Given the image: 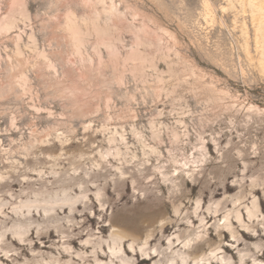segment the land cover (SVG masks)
Masks as SVG:
<instances>
[{
  "label": "rangeland",
  "instance_id": "obj_1",
  "mask_svg": "<svg viewBox=\"0 0 264 264\" xmlns=\"http://www.w3.org/2000/svg\"><path fill=\"white\" fill-rule=\"evenodd\" d=\"M256 28L244 0H0V264L136 263L142 246L147 264H264ZM63 194L73 212L43 213Z\"/></svg>",
  "mask_w": 264,
  "mask_h": 264
},
{
  "label": "bare ground",
  "instance_id": "obj_2",
  "mask_svg": "<svg viewBox=\"0 0 264 264\" xmlns=\"http://www.w3.org/2000/svg\"><path fill=\"white\" fill-rule=\"evenodd\" d=\"M244 1H247L248 2V5H249V7H251V12H252V14H253V23H255L256 24V26H257V28H256V39H257V44H258V46H260V53L263 55L264 54V0H244ZM246 4V3H245ZM245 6V5H244ZM246 7V6H245ZM99 15L100 14H95V16L96 17H99ZM104 15L106 16V18L108 17V16H110L111 15V12H104ZM94 16V17H95ZM75 26L76 25H73V24H68L67 25V29L71 32V39H73V47H74V51H76L77 53H79L80 52V49H81V47L83 46V42H82V39H81V36L80 35H82V32H81V34L77 31V29L75 28ZM254 26V25H253ZM6 27H9V26H6ZM246 28V27H245ZM97 30L99 29V30H101L100 28H96ZM142 29H144V27H142ZM242 30H245V29H242ZM94 32H96V31H94ZM99 32V31H98ZM137 33V32H136ZM98 34V33H97ZM108 44V43H107ZM105 47V46H104ZM107 48L108 49H111L112 47L111 46H107ZM107 50V49H106ZM245 50V49H244ZM258 51V50H257ZM109 52L111 53V54H113V52H112V50H109ZM133 53V52H132ZM135 53V52H134ZM116 54V53H115ZM259 54V53H258ZM129 55V54H128ZM133 55H137V54H133ZM261 56V55H260ZM131 57V56H130ZM132 57H134V56H132ZM136 57V56H135ZM249 58H250V56H249ZM262 58V57H261ZM131 59H136V58H131ZM141 59V58H140ZM139 59V60H140ZM259 59H260V57H259ZM252 60V59H251ZM250 60V61H251ZM263 60V59H262ZM262 60H260V62H264V61H262ZM136 61V60H135ZM134 61V62H135ZM141 61V60H140ZM259 61V60H258ZM252 62V61H251ZM135 68V67H134ZM133 68V69H134ZM262 70H264V68L262 67ZM110 139V138H109ZM123 139V138H122ZM117 154V156L119 155V153L117 152L116 153ZM106 155H108V153L106 154ZM134 157H136V156H134ZM120 158V157H119ZM132 159V158H131ZM134 159V158H133ZM121 161V160H120ZM137 167V166H136ZM54 175H56V174H54ZM41 176V175H40ZM54 177V176H53ZM27 178V177H26ZM58 179V178H57ZM71 179V178H70ZM72 180V179H71ZM57 181V180H56ZM65 181V180H64ZM60 182H62V181H60ZM74 182V181H73ZM79 182V181H78ZM28 183H29V181H28ZM123 183V182H122ZM66 184V183H65ZM70 184V183H69ZM68 184V185H69ZM73 184V183H72ZM83 184V183H82ZM84 184H85V182H84ZM83 184V185H84ZM65 186V185H64ZM73 186V185H72ZM4 187V186H3ZM70 187V186H69ZM81 187V186H80ZM79 188V187H78ZM84 188V187H83ZM86 188V187H85ZM67 189V188H66ZM82 190V189H81ZM88 190L86 189H83V193H85L86 194V192H87ZM90 191V190H89ZM97 191V190H96ZM68 192V191H67ZM65 190L63 191V193H67ZM98 192H99V190H98ZM97 192V193H98ZM97 193H95V194H97ZM100 193V192H99ZM99 193H98V197H99ZM81 194V193H80ZM119 194V193H118ZM117 194V195H118ZM144 194V193H143ZM61 195H62V193H61ZM64 195V194H63ZM70 195V194H69ZM87 195V194H86ZM85 195V196H86ZM102 195V194H101ZM242 195V194H241ZM240 195V196H241ZM55 196H58V195H55ZM60 196V195H59ZM75 196V195H74ZM80 196V195H79ZM82 196V195H81ZM85 196H82V198L84 199L85 198ZM239 196V197H240ZM62 197V196H61ZM50 198V197H49ZM87 198V197H86ZM97 198V197H96ZM99 199V198H98ZM97 199V200H98ZM44 200V199H43ZM48 199H46V202L47 203H49V208H44L43 209V213H47V214H49L48 212L49 211H51V210H53V208L56 206V205H60V206H62V205H68L69 206V208L72 210H74V208H75V206L77 205V202H78V199L76 198V196L75 197H71V196H68L67 194H65L64 195V197H62V198H55V199H53V200H51V201H47ZM239 200V199H238ZM42 201V200H41ZM99 201V200H98ZM28 202V201H27ZM99 202H101V200L99 201ZM28 204V203H27ZM40 204V203H39ZM42 204H44V203H42ZM83 204V203H82ZM34 205V203L32 204V206ZM38 205V204H37ZM36 205V206H37ZM103 205V204H102ZM102 205L100 206V207H102ZM252 205V208L254 207V210H255V206H257V205H255L254 203H252L251 204ZM26 206H29V204L28 205H26ZM35 206V205H34ZM40 206V205H39ZM38 206V207H39ZM41 206H44V205H41ZM45 206H47L46 204H45ZM21 207V206H20ZM30 207V206H29ZM37 207V208H38ZM21 208H24V206H22ZM33 208V207H32ZM36 208V207H35ZM62 208V207H61ZM85 208H86V206H85ZM17 209V208H16ZM88 209V208H87ZM90 209V208H89ZM92 209V208H91ZM249 208H247L246 207V210H248ZM21 210V209H20ZM19 210V211H20ZM42 210V209H41ZM73 210H72V212H73ZM252 210V209H251ZM17 211V210H16ZM54 211V210H53ZM83 211V210H82ZM101 211V210H100ZM253 211V210H252ZM252 211H248L247 213H248V216L249 217H253L254 215H252ZM76 214V213H75ZM81 216V215H80ZM83 216V215H82ZM228 217V216H227ZM65 218V217H64ZM150 218V217H149ZM153 218V217H152ZM236 220H238V221H241L240 220V214L239 215H236ZM71 222H72V220H71ZM76 222V221H75ZM74 222V223H75ZM109 222H111L110 221V219H109ZM150 222V221H149ZM242 222V221H241ZM83 223V222H82ZM108 223V222H107ZM116 223V222H115ZM148 223V222H147ZM80 224V223H79ZM76 225V224H75ZM74 225V226H75ZM225 225V224H224ZM76 226H78V225H76ZM26 227H28V226H26ZM225 227V226H224ZM226 227L228 228V229H230V227H231V225H230V222H228V219H226ZM82 228V227H81ZM112 228V227H111ZM150 228V227H149ZM77 229V228H76ZM130 230V229H129ZM129 230H128V232H129ZM137 229H135V231H136ZM132 231H134V230H131V232ZM130 232V235L132 234ZM148 232H150V231H148ZM230 232H231V234H232V237H235L234 236V234H235V230L233 231V229H230ZM25 233V232H24ZM138 232H136L135 233V235L137 234ZM21 234H23V232H21ZM146 234V233H145ZM16 235H18V237L20 236V234H16ZM134 235V234H133ZM142 235V234H141ZM237 235V234H236ZM2 236V235H1ZM76 236V235H75ZM78 236V235H77ZM201 236V235H200ZM200 236H198V238L200 237ZM221 236V235H220ZM4 237V236H3ZM2 237V238H3ZM73 237H74V235H73ZM145 237V236H144ZM151 237V234L150 233H148L147 235H146V239L145 240H149V238ZM20 238V237H19ZM67 238H69V237H67ZM135 238V237H134ZM198 238H196V239H198ZM201 238V237H200ZM153 239V238H152ZM177 240H178V237L176 238ZM98 240V239H97ZM132 240V239H131ZM191 240V239H190ZM194 240V239H193ZM151 241V240H150ZM184 241V240H183ZM182 241V242H183ZM209 241V240H208ZM211 241V240H210ZM90 242H92V241H89V240H86L85 241V244H89ZM102 242V241H101ZM106 242V241H105ZM134 242H135V240H134ZM145 242V245H146V241H144ZM182 242H181V244H182ZM192 242V241H191ZM112 243H114L115 244V242H112ZM121 243V242H120ZM147 243H148V241H147ZM187 243L189 244V242L187 241ZM206 243H207V241H206ZM99 244V243H98ZM119 244V243H118ZM169 244L171 245V243L169 242ZM212 244V243H211ZM144 245V246H145ZM187 244H186V242H185V246H186ZM208 245H209V243H208ZM97 246V245H96ZM147 246V245H146ZM145 246V247H146ZM184 246V247H185ZM259 246H261V245H259ZM258 246V247H259ZM116 247V246H115ZM63 248H65V250L67 249V246L66 247H63ZM69 248V247H68ZM129 248V247H128ZM211 248V247H210ZM107 249H108V247H107ZM110 249V248H109ZM130 249L131 250H133V247L132 246H130ZM130 249H129V251H130ZM147 249V248H146ZM197 249V248H196ZM215 250V249H214ZM217 250V249H216ZM245 250V249H244ZM239 251L238 250V252L240 253V252H245L246 250H248V249H246L245 251ZM5 251V250H4ZM141 252L145 257L144 258H141L139 261L137 260V262L136 263H132V261H131V263L130 262H128V259L126 260V262H124L123 260H122V262H123V264H147V262H149V261H151L154 257H155V255H153V254H155V253H157V248L156 249H153V251H151L152 252V255H153V257H150V254H149V252H148V250H147V252H146V250L144 249V247L142 246V247H140L139 248V250H138V252ZM195 251V250H194ZM193 251V252H194ZM112 254H119L120 252H121V248L120 247H118L117 248V250H115V248L113 247H111V251H110ZM109 252V253H110ZM126 252V251H125ZM133 252V251H132ZM150 252V253H151ZM195 252H197V251H195ZM110 253V254H111ZM161 252H159L158 253V255L160 254ZM215 253V252H214ZM122 254H124V253H122ZM136 254V253H135ZM141 254V255H142ZM162 254V253H161ZM176 254H177V252H176ZM178 254H179V252H178ZM177 254V255H178ZM197 254V253H196ZM212 255V254H211ZM244 255V254H243ZM112 256V255H111ZM118 256V255H117ZM117 256H116V258H117ZM159 256H161V255H159ZM190 256H192V255H190ZM190 256L188 257V255L186 254V255H183V253H181V254H179L178 255V257L180 258V261H181V264L183 263V264H186V262L188 261H185V259L186 258H189L190 259ZM194 256V255H193ZM242 256V255H241ZM253 256V255H252ZM119 257V256H118ZM124 257V256H123ZM143 257V256H142ZM174 257V256H173ZM245 257V256H244ZM125 258V257H124ZM123 258V259H124ZM172 258V257H171ZM118 259V258H117ZM121 258H119L118 259V262H120L121 260H120ZM176 259V258H175ZM215 259V258H214ZM217 259V258H216ZM243 259V257L241 258V261H240V264H242L243 263V261L244 260H242ZM133 260V259H132ZM226 259L224 258V257H221L220 258V260L219 261H221V262H224ZM100 262V261H99ZM159 263L161 262V260H159L158 261ZM157 262V263H158ZM198 262L199 261H197V263L196 264H198ZM155 263V262H154ZM175 263V262H174ZM173 262L171 263V264H174ZM261 263V261H259V260H257V259H254V264H260ZM199 264H201V263H199Z\"/></svg>",
  "mask_w": 264,
  "mask_h": 264
}]
</instances>
